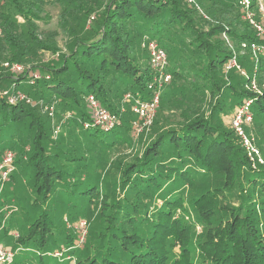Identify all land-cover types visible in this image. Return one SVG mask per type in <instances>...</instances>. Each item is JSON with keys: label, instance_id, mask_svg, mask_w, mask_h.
Returning <instances> with one entry per match:
<instances>
[{"label": "trees", "instance_id": "16d2710c", "mask_svg": "<svg viewBox=\"0 0 264 264\" xmlns=\"http://www.w3.org/2000/svg\"><path fill=\"white\" fill-rule=\"evenodd\" d=\"M237 1L0 0V69L8 68L1 61L27 64L17 74L0 77V89L22 85L36 102H54L63 114L70 111L63 126L72 120L88 142L83 145L65 133L55 136L51 129L58 122L55 117L52 121L46 111L0 96V146L9 145L0 157L11 149L14 165L25 162L33 170L36 197L31 207L39 210L56 193L66 205L88 206V217L96 213L84 242L89 252L76 264H177L183 255L176 250L186 247L184 236L190 230L182 215L188 205L202 210L207 222L213 217L218 221L209 226L212 232L201 242L196 264H264V211L259 212V207L264 209V163L252 164L238 136L223 121L249 100L253 121L260 128L264 124V64L246 76L226 69L230 58L238 59L235 44L259 40L240 19ZM251 1L252 6L255 0ZM50 6L58 8L54 28L45 26ZM144 39L165 49L171 80L161 94L144 150L133 160H119L118 195L113 183L105 181L100 189L99 172L92 176V163L97 167L102 157L90 146L100 141L102 149L110 151L131 143L129 109L121 113L118 105L123 93L140 99L151 95ZM46 50L52 58L36 64L38 53ZM30 72L39 75L35 84L26 80ZM252 77L258 91L246 88ZM90 94L117 113L121 124L108 131L94 125L86 102ZM167 110H175V117L165 115ZM18 132L22 133L15 139ZM90 153L88 163L84 158ZM207 178L211 184L221 181L222 187H210ZM2 192L0 208L13 203L20 211L17 201L1 198ZM52 223L43 209L16 231L17 237L5 224L2 229L23 249L33 248L38 264H47L54 231L64 232ZM74 243L64 237L65 247ZM58 246L56 242L53 250Z\"/></svg>", "mask_w": 264, "mask_h": 264}, {"label": "rangeland", "instance_id": "374dc122", "mask_svg": "<svg viewBox=\"0 0 264 264\" xmlns=\"http://www.w3.org/2000/svg\"><path fill=\"white\" fill-rule=\"evenodd\" d=\"M188 2L194 3L195 0H188ZM237 2L239 5V8H240V16H239L240 19L242 21H244L247 25H249V27L252 29V31H254V34H256L255 26L250 21V19L247 17L246 10L242 9L243 6L239 3V0ZM57 9L58 8L53 7V6L49 7L48 13H49V19L50 20L48 21L47 25H45V26L50 27V28H54L56 26L57 11H58ZM249 12L252 13L251 14V20H253V22H255V23L260 22L264 25V19L260 16V14L258 13L257 7H256V0L254 1L253 5L249 8ZM204 16H205V14H204ZM39 24L43 25L42 22H39ZM42 28H44V26ZM144 41L147 42L146 39H144ZM58 43H59V46L61 48L64 47V41L60 37L58 38ZM241 43H245L247 45L248 41L240 42V44H235L236 54H237L238 59H239L238 60L236 58V61L238 64H240V67L243 69L244 72H246L247 74H252L254 71V68H255V63L251 59L250 52L248 50H246L245 48H243L242 46L239 47L241 45ZM146 51H147V49H146ZM147 53H148L149 68L152 71V77H151V80H152L157 75V71L153 70V68L150 64L149 52L147 51ZM52 56H53V53L49 50H46L44 52H39L37 55L38 59L34 60V62L36 64H42L43 62L51 59ZM4 62H6V61H1V63H4ZM13 63H18V62L15 61ZM18 64L23 65L25 68L27 65L26 63H21V62H19ZM168 64H169V59H168ZM8 73L9 74H13V73L17 74L15 71L11 70L10 68H7V69L1 68L0 69V77H2L4 75L8 76ZM33 75H37L36 72H34V73L30 72L28 77H27L29 79H26V80H28L32 84H35V80L37 78H34ZM18 76L22 77L23 74H18ZM30 76H32V77L30 78ZM23 79H25V78H23ZM165 86L159 92V104L161 102L160 101L161 96H162L161 94H162L163 90H165V88H166ZM28 87H29V85H28ZM16 89H18V90L20 89L23 92L27 91V88H25V86H22V85H19ZM28 97L31 99V102H29L27 104H30L32 107H36L35 109L38 111L41 109L42 112H45L43 102H36L30 96H28ZM123 97H124V93L120 99V102H119L120 104L118 105V108L121 110L120 111L121 113H125L129 109L128 112H130V116H131L130 123L132 126L133 121L137 120V118H136L137 115L133 112L132 106H130V108H129V107H127V104L133 105V103L135 101L134 99H136L137 96L135 97L133 95L127 101H125ZM40 104L42 105V107ZM99 104L102 105L100 102H99ZM102 106H104V105H102ZM169 110H171V109H169ZM169 110H167L163 113L165 115L175 117L173 115V114H175V110H173V111H169ZM62 114L63 113L57 112L56 105H54V117L56 118V120H58V122H56V123H59V121L61 120ZM155 116H156V114H155ZM155 116H154V118H155ZM230 116H231V114L224 116L223 121L227 126H229L232 129ZM154 118H153V120H154ZM124 120H125V118H124ZM153 120L150 123V125L146 126L139 133H136L133 129V126H132V128H131V135H132L131 136V143H129L127 145L121 144L118 148H116L114 150L112 149L109 151V150H103L102 149L103 147H101L100 145L103 143L100 141H97L96 144H93V145L91 144L90 150L93 152H98V150H99V152H100L99 155L102 157V159H100L97 162V167H94V162H93L91 165L92 167L90 168V171L93 172L92 176L96 175V173L99 172L100 176L98 177V180L100 181V183H99L100 189H102V190L104 189V182L107 181V182H110V184L113 183L114 187L116 186V188H117L116 192L118 193V195L122 194L121 189L118 187L119 182H117V179L119 176V174H118L119 169H117V166L119 165L118 164L119 160L121 157H122L121 158L122 160H133L135 156L141 154V152L145 148V143L151 138V136L153 134V132L150 129L151 124L153 123ZM121 122H122V119H119V123L117 124V126L119 124H121ZM56 123H54L53 126L51 127L52 130L54 129L55 126H57ZM64 123H65V121L62 123V125L59 123L61 126L59 128L58 135L60 133H61L60 135H63V133H65V136H69L70 139L73 141H79L83 145L88 144V142H86L84 139L85 135L82 133L79 134V127H80L79 125L75 124L72 120L69 121L67 124H65V126H63ZM74 124L77 125L78 128H75ZM70 127L72 128V130L69 129ZM245 129H246L247 134H252L255 137L256 146L259 150L260 156L262 157V159H264L262 156V153L264 152V124L260 128L253 121L250 125H247L245 127ZM258 129H259V131H257ZM21 133L18 132L15 139L19 135H21ZM109 136L112 137L113 134L109 133ZM239 140H240V138H239ZM13 145H14V143L10 144V146H13ZM6 147H9V145L0 146V152ZM104 149H106V148H104ZM78 153H79V151L76 150L74 154L78 155ZM91 160H92V154L91 153L88 154L84 158V161H88V163ZM110 162L111 163L114 162V164L112 166L110 165V167H109ZM15 165L17 167V170H15L13 173L14 177L10 182L8 181L7 183H5L4 191L2 192L3 194L1 196L2 199L5 198L8 201H11L12 199H14L15 202L17 201L19 203V207H20V211H17L9 219L5 220V226H7L8 230H9L8 232H16L21 228V226H23V225L25 226V225L31 223L32 219L34 218V214H36L38 211H41V210L43 212V209H44L50 215L51 220L53 222L52 224L57 229H59L60 231H64L62 233L60 232L59 235L56 234V232L54 231V236L49 241L50 249L48 251H46V258L48 261L47 264H69V262H71L70 264H76L78 258H81V256H83L87 251L89 252V250L85 251L87 242L81 246L80 245L76 246L75 243H74V245L76 247L73 245H72L73 247L70 246V249L67 250V252H65V254H64V260L63 261L59 260L56 257L53 258L51 253L54 251L53 249L55 247L56 242L59 246H65L64 237H66L68 239H73V241L75 240V242H76L78 229L74 228L72 225L75 224V226L77 227L78 221H80V220L85 221L86 226H87V233H88V227H89V229H91V227L94 223V215L96 213L94 212L91 215L89 214L90 216L88 217L85 214L87 211L88 212L91 211L90 208L88 209V206H83L82 204H80L79 207H74L71 204L66 205V203L60 197V195L56 194V193L51 195L48 198V201L42 202L39 206V210L36 208H32L30 203L36 197V193L34 192L33 187L31 185L33 170L30 169V167H28V165H26L25 162L18 163V164L15 163ZM22 168H25V170H22ZM206 180L208 181V184L210 187H213V186L222 187L221 181L215 183L216 184L215 185L214 183L211 184L209 182L210 178H207ZM200 192L201 191H197V194H199ZM228 205H229V203H226V206H228ZM198 210L195 209L194 207L188 205L187 209L185 211H183V213H182L183 219L186 222H188L190 225V230H189L187 238L184 236V242L186 244V247H184L182 250H180V248L178 247L176 250V254L179 255L180 253H182V255H183L182 260L180 259V260L176 261L177 264H196V262L201 257L200 255L202 254L201 249L199 250V247H201V242L202 243L205 242V240L208 239V233L212 232V228L209 226H212V227L216 226V224H217L216 222H218L215 217H213L210 222H207L206 215H204L202 210H200V209H198ZM92 211H93V209H92ZM263 211H264V209H260V207H259V212L261 213ZM0 213H2V211H0ZM65 218H67L65 220L66 223H70V226H71L70 227L68 225L69 226L68 229L66 228V225L64 224ZM69 218L71 219V221L69 220ZM2 220H3V218L1 219L0 223H2ZM39 227H41V226H39ZM261 228H262V231L264 232V227H261ZM263 232H262V234H264ZM89 236L90 235H88V237ZM188 237L190 238V240H188ZM190 241H192L194 245H190L189 244ZM0 244L5 246V247H8L10 249H13L15 251L14 259H13V262L11 264H38L39 258H37V253H35L34 249L31 247L28 250L23 249L22 245H19V243H17L13 237L6 235V231H4L3 229L0 231ZM67 255H69L70 258L67 259L65 257ZM78 255H79V257H78ZM46 258L43 257V262L45 261ZM204 260H207L210 262V259L205 258ZM187 261H188V263H187Z\"/></svg>", "mask_w": 264, "mask_h": 264}, {"label": "built area", "instance_id": "2783aa9c", "mask_svg": "<svg viewBox=\"0 0 264 264\" xmlns=\"http://www.w3.org/2000/svg\"><path fill=\"white\" fill-rule=\"evenodd\" d=\"M239 3L243 6L242 9L246 10L247 17L254 24L256 29V37L259 39L258 41L248 42L246 45L242 43V47L249 48L251 53V57L255 63V67L259 64H264V25L262 23H255L251 20V12H249V8L251 7V0H239ZM256 7L260 16L264 19V1L256 0ZM0 34H1V26H0ZM141 45L147 49L150 57V64L154 71H157V75L154 79L150 80L147 84V88L151 91V95L148 99H140L137 97L134 99V103L132 105L133 112L137 115V120L133 121L132 126L136 133H139L146 126L150 125L152 122L156 111L159 106V92L160 90L171 80V74L166 70L168 65V57L165 49L161 47L154 40H147L145 42L142 41ZM4 67H8L15 72H21L25 70L23 65H19L18 63H2ZM235 68L242 75L246 76V72L240 67V64L237 63L236 58L232 57L228 60L226 64V69ZM159 72V73H158ZM37 74V73H36ZM34 78H38L39 75H33ZM246 88L258 91L259 87L256 83L255 78H250L248 83L246 84ZM0 96L4 97L7 102L14 103L19 101H24L26 103L31 102V99L26 95L23 91L13 88H5L0 89ZM133 94L127 92L124 94V100H129ZM42 102V101H40ZM87 105L89 107L90 116L92 123L97 125L104 130H108L111 127L117 125L119 123V115L114 112H110L104 106L100 105L98 100L92 94L88 95L86 98ZM41 105V104H40ZM54 105L55 103L44 104V111L48 114V116L54 121ZM42 107V105H41ZM251 103L249 100H245L243 104H241L236 111L233 113L231 117V127L235 134L240 138V142L242 147L244 148L247 157L251 160L252 164L264 163V160L260 156L259 150L256 146V139L252 134H247L245 127L250 125L253 122V113L251 111ZM71 116L70 111H66L62 115V119L59 121L61 124L64 120L68 119ZM55 123V122H54ZM53 123V124H54ZM56 123L57 126L53 129V134L56 136L58 134L60 124ZM86 125L85 123L83 124ZM15 171L14 165V153L11 149H5L0 157V194L4 188L5 183L11 180V177ZM0 211H4V218L2 223L0 224V231L4 227L6 218L13 212L17 211V206L13 203L4 204L1 206ZM70 226V223H68ZM74 228L78 229L77 238L75 245L81 246L84 244L87 236V226L84 220H80L77 223V227L75 224L72 225ZM10 235L13 237H17L18 234L15 232H11ZM73 245V246H75ZM72 246V247H73ZM75 246V247H76ZM70 247L60 246L55 249L51 255L58 258L59 260H64V254L69 250ZM15 255V251L8 247H5L0 244V264H11L13 262ZM67 259L70 258L69 255L65 256ZM71 262H69L70 264Z\"/></svg>", "mask_w": 264, "mask_h": 264}, {"label": "crops", "instance_id": "0c3cea01", "mask_svg": "<svg viewBox=\"0 0 264 264\" xmlns=\"http://www.w3.org/2000/svg\"><path fill=\"white\" fill-rule=\"evenodd\" d=\"M16 233V232H15Z\"/></svg>", "mask_w": 264, "mask_h": 264}]
</instances>
